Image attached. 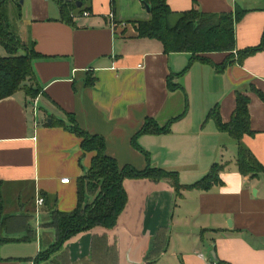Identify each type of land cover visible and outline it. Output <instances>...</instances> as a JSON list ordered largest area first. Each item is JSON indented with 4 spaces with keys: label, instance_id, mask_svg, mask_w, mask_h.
<instances>
[{
    "label": "crops",
    "instance_id": "1",
    "mask_svg": "<svg viewBox=\"0 0 264 264\" xmlns=\"http://www.w3.org/2000/svg\"><path fill=\"white\" fill-rule=\"evenodd\" d=\"M61 1L73 0L8 2L18 12L15 31L8 20L12 32L38 52L32 62L40 91L32 97L20 88L0 98V194L3 216L15 222L0 227V236L18 238L0 241V264H264V171L242 174L237 140L208 117L217 106L229 122L236 91L248 95L254 133L242 140L264 165V49L219 70L193 60L192 52H164L159 39L139 36L137 21L151 15L144 0H80L71 22ZM167 2L177 13L245 8L235 24L234 58L263 36L264 0ZM6 53L0 44V55ZM201 54L219 64L231 52ZM69 113L83 129L104 136L105 153L120 165L176 170L186 184L218 161L225 164L222 181L178 193L169 179H127L128 209L115 228L83 230L35 262L56 238L47 225L52 210L76 208L78 178L94 155L70 130ZM147 118L160 126L173 120L168 131L135 136ZM65 176L69 181L62 182ZM22 218L31 231L19 227ZM105 237L118 251L113 262Z\"/></svg>",
    "mask_w": 264,
    "mask_h": 264
},
{
    "label": "trees",
    "instance_id": "2",
    "mask_svg": "<svg viewBox=\"0 0 264 264\" xmlns=\"http://www.w3.org/2000/svg\"><path fill=\"white\" fill-rule=\"evenodd\" d=\"M8 0H0V44H3L7 53L0 55V98L9 96L17 92L20 88H25L32 97L39 91L36 86V73L33 68V58L38 52L26 42L15 35L9 27L4 5ZM15 1V0H14ZM19 2V0H16ZM78 0L61 1V10L66 21L71 22L73 17L71 11L78 7ZM150 5V18L139 19L137 21L138 35L142 37H153L161 41L164 52H180L181 50L192 52L193 60L202 59L209 61L217 69L222 70L234 60H242L258 50L264 49V31L261 41L254 46L244 47L238 50L234 58L236 42L235 24L246 12L245 8L237 5L234 11L225 12H205L199 7L189 10L175 12L169 7L167 0H144ZM230 51L231 54L222 63L211 62L202 55L203 52ZM170 88H176L178 84L171 82L168 77ZM236 107L229 122H223L217 106L210 110L208 117L215 119L219 128L228 131L238 142V168L242 174L255 176L264 171V165L258 161L250 149L244 145L242 137L245 133H254L250 125V112L248 110L249 96L244 92L236 91ZM185 114L178 115L180 118ZM69 124L70 130L81 137V145L85 151H93L92 162L84 173L78 178L77 206L73 210L62 211L55 208L51 212L49 226H53L56 231V238L52 244L40 250L38 256L34 258L37 262L40 259H48L59 250L64 243L72 236L83 230L101 227L107 230L115 228L127 212L130 192L126 187L127 179L141 180L148 178L152 181L169 179L178 193L186 187H197L210 189L216 183L222 181L220 170L225 167L224 163L215 161L208 172L200 179L182 184L179 180V173L176 170H167L159 166L148 165L146 168L137 169L129 163L120 165L119 161L105 153V138L98 133H90L83 129L75 120L72 114ZM160 126L152 118H147L139 132H165L169 130V124ZM61 125H67L59 121ZM135 139V137H134ZM134 141V140H133ZM90 195H94L93 198ZM3 201L0 194V227L10 228L9 221L3 216ZM27 219L22 218L19 227H24L31 231L30 225L26 224ZM29 236H24V238ZM7 239H18L15 237L0 236V241ZM104 240L105 255H109L110 262L115 261L118 251L115 246L108 244L107 238Z\"/></svg>",
    "mask_w": 264,
    "mask_h": 264
},
{
    "label": "rangeland",
    "instance_id": "3",
    "mask_svg": "<svg viewBox=\"0 0 264 264\" xmlns=\"http://www.w3.org/2000/svg\"><path fill=\"white\" fill-rule=\"evenodd\" d=\"M85 1V3H87L88 1L87 0H84ZM9 0L6 2V4L4 5V12H6V16H7V18H8V20H9V23H10V26L13 28V30L15 31L16 30V28H17V5H15V6H13L12 4L11 5H9ZM12 202V200L11 199H9L8 200V203H11ZM31 245H33V244H31Z\"/></svg>",
    "mask_w": 264,
    "mask_h": 264
},
{
    "label": "built area",
    "instance_id": "4",
    "mask_svg": "<svg viewBox=\"0 0 264 264\" xmlns=\"http://www.w3.org/2000/svg\"><path fill=\"white\" fill-rule=\"evenodd\" d=\"M111 16H113V14H111ZM65 181H69V177L68 176H65L64 178H62V182H65ZM43 201H44V197L43 196H38V198H37V205L42 204Z\"/></svg>",
    "mask_w": 264,
    "mask_h": 264
},
{
    "label": "water",
    "instance_id": "5",
    "mask_svg": "<svg viewBox=\"0 0 264 264\" xmlns=\"http://www.w3.org/2000/svg\"><path fill=\"white\" fill-rule=\"evenodd\" d=\"M77 3H78V5H80V4H81V1L78 0ZM145 6H146V8H148V9L150 10V5H149V3L145 2ZM49 121H50V119H49Z\"/></svg>",
    "mask_w": 264,
    "mask_h": 264
}]
</instances>
